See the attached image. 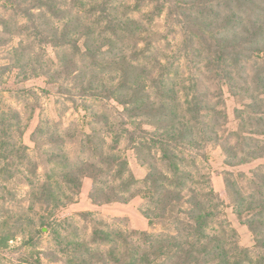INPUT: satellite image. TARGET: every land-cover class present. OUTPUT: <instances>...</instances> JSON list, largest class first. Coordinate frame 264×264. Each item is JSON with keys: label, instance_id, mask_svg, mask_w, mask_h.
I'll return each mask as SVG.
<instances>
[{"label": "trees", "instance_id": "16d2710c", "mask_svg": "<svg viewBox=\"0 0 264 264\" xmlns=\"http://www.w3.org/2000/svg\"><path fill=\"white\" fill-rule=\"evenodd\" d=\"M0 4L10 12L0 13L4 32L11 34L14 17L12 34L22 36L14 53L24 79L45 76L86 112L82 126L43 118L36 126L32 141L41 146L44 140L52 178L42 182L30 147L15 138H0L1 157L9 165L18 159L33 167L25 172L10 166L50 206L74 202L91 179L93 205H127L140 198L138 211L151 227L169 222L155 232L125 226L128 218L110 221L82 211V225L70 219L63 231L53 230L55 246L45 251L51 261L264 264V163L239 169L264 160V0ZM164 15L168 32L156 39L153 24ZM178 28L182 40L171 44L170 33ZM30 35L53 49L47 63L34 57L36 42L24 45ZM226 88L242 105L234 107L232 129L225 128L230 122ZM10 117L20 126L18 110ZM124 141L147 168L143 179L132 170ZM209 145L225 155L224 192L213 184ZM223 193L253 234V246L242 243ZM33 262L42 264V259L26 261Z\"/></svg>", "mask_w": 264, "mask_h": 264}, {"label": "rangeland", "instance_id": "374dc122", "mask_svg": "<svg viewBox=\"0 0 264 264\" xmlns=\"http://www.w3.org/2000/svg\"><path fill=\"white\" fill-rule=\"evenodd\" d=\"M0 13L10 15V12H7V8H4L2 4H0ZM10 18L11 34L5 33L0 26V138L4 139L5 136L11 139L15 138L30 147L29 153L39 166L38 172L43 182L52 178L53 167L48 162L44 140H41V146L32 141V134L36 126L42 118L60 121L64 127L74 124L82 126L86 122V112L70 102L66 98V94L60 92L57 84L49 83L45 76L31 74L30 78L24 79L15 58L16 53H14V48L19 46L22 36L12 34L15 33L16 27L14 17ZM166 19L164 15L158 17L154 22L153 28L156 35L153 37L156 39L168 32ZM169 39L172 41L171 44L179 43L182 40L180 29L178 28L176 34L170 33ZM32 41L36 42V38L30 35L24 45L31 47ZM36 43V47L31 49V51L34 50V57L37 56L41 61L47 63L46 60L54 56L53 49L50 46L41 45L39 40ZM160 43L165 47V53L172 55V52L166 50L164 40H161ZM185 71L188 70L185 69ZM209 83L214 88L212 81ZM225 94L230 117V122L228 125L226 124L225 128L232 129L236 126L233 115L234 107H242V105L238 99L229 95L227 88ZM14 109L21 114L20 126L10 117L11 110ZM122 148L136 176L143 179L147 173V168L139 164L135 151L125 141L122 143ZM71 149L75 155L77 146H73ZM207 150L211 157L210 164L214 187L218 192H224L223 171L227 167L224 163L225 155L218 146L209 145ZM7 161L0 155V264H27V259L33 261L38 256L41 257L42 264H63L62 262L51 261L45 251L55 246L52 238V232L55 228L63 231L68 226L67 220L70 219L81 225L85 223L80 217L82 211H93L98 217L110 221H113L115 217L128 218V225L125 223V226L138 229L157 232L162 230L165 225L169 227V222H158L155 227H151L146 218L138 211L141 203L140 198L127 205L120 203L93 205L89 199L92 186L91 179L85 181L81 193L75 197L74 202L60 207L54 204L50 206L40 193H36L28 186L21 174H16V168H10V166H18L20 171L28 172L33 167L30 168L29 164H21L22 160L18 159L13 165H9ZM262 163L264 160H257L239 169L249 171ZM61 191L62 194L66 193V195L70 193V190L64 185H61ZM223 196L229 203V196L225 193ZM226 211L233 225L240 232L242 243L245 246H253L255 243L253 234L247 226L239 222L233 207L227 206Z\"/></svg>", "mask_w": 264, "mask_h": 264}]
</instances>
